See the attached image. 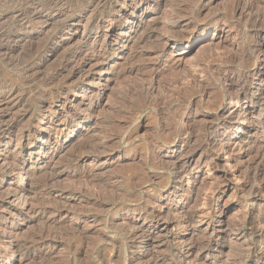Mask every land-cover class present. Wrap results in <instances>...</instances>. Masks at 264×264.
I'll list each match as a JSON object with an SVG mask.
<instances>
[{"label": "rangeland", "instance_id": "obj_1", "mask_svg": "<svg viewBox=\"0 0 264 264\" xmlns=\"http://www.w3.org/2000/svg\"><path fill=\"white\" fill-rule=\"evenodd\" d=\"M263 227L264 0H0V264H264Z\"/></svg>", "mask_w": 264, "mask_h": 264}, {"label": "bare ground", "instance_id": "obj_2", "mask_svg": "<svg viewBox=\"0 0 264 264\" xmlns=\"http://www.w3.org/2000/svg\"><path fill=\"white\" fill-rule=\"evenodd\" d=\"M58 3V2H57ZM55 4V3H54ZM57 5V4H56ZM61 8V7H60ZM83 18V17H82ZM20 19V18H19ZM79 20V19H78ZM77 21V20H76ZM29 22V21H28ZM18 23V22H17ZM20 24V23H19ZM10 31V30H9ZM9 42V41H8ZM123 45V44H122ZM126 45V44H125ZM125 47V46H124ZM103 62V61H102ZM102 64V63H101ZM104 64V63H103ZM187 180V184L188 185H191V184H194L195 182L191 181L189 178H186ZM263 232H264V227H263Z\"/></svg>", "mask_w": 264, "mask_h": 264}]
</instances>
